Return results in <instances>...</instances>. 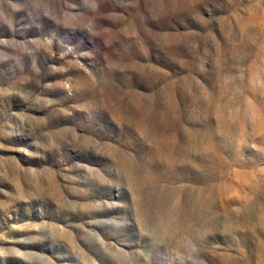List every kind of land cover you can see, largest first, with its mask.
Wrapping results in <instances>:
<instances>
[{"label": "rangeland", "instance_id": "obj_1", "mask_svg": "<svg viewBox=\"0 0 264 264\" xmlns=\"http://www.w3.org/2000/svg\"><path fill=\"white\" fill-rule=\"evenodd\" d=\"M0 264H264V0H0Z\"/></svg>", "mask_w": 264, "mask_h": 264}]
</instances>
